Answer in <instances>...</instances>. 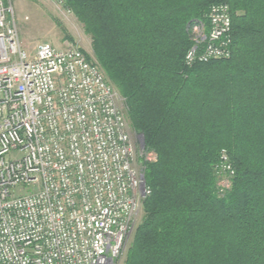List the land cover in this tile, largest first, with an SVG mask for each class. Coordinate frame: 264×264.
<instances>
[{"label": "trees", "instance_id": "trees-1", "mask_svg": "<svg viewBox=\"0 0 264 264\" xmlns=\"http://www.w3.org/2000/svg\"><path fill=\"white\" fill-rule=\"evenodd\" d=\"M231 15V57L187 67L189 27ZM124 102L150 194L123 264H264V0H68ZM88 59L89 56H87ZM234 169L218 190L219 152Z\"/></svg>", "mask_w": 264, "mask_h": 264}, {"label": "built area", "instance_id": "built-area-1", "mask_svg": "<svg viewBox=\"0 0 264 264\" xmlns=\"http://www.w3.org/2000/svg\"><path fill=\"white\" fill-rule=\"evenodd\" d=\"M7 1V0H6ZM0 0V264H116L150 194L124 102L80 48L26 53ZM53 1L64 8L68 0ZM191 67L231 57L227 4L189 27ZM89 56L90 59L87 58ZM218 190L234 169L222 149Z\"/></svg>", "mask_w": 264, "mask_h": 264}, {"label": "rangeland", "instance_id": "rangeland-1", "mask_svg": "<svg viewBox=\"0 0 264 264\" xmlns=\"http://www.w3.org/2000/svg\"><path fill=\"white\" fill-rule=\"evenodd\" d=\"M6 4L11 8L20 45L26 53H33L37 45L48 43L56 49H64L69 46L78 47L91 56L89 36L84 33L82 26L72 13L64 11L57 3L42 0H7ZM131 135L138 155L140 145L136 140L137 135L132 133ZM141 216L140 209L131 236L139 224ZM130 235L116 264L124 262L125 251L131 241Z\"/></svg>", "mask_w": 264, "mask_h": 264}, {"label": "water", "instance_id": "water-1", "mask_svg": "<svg viewBox=\"0 0 264 264\" xmlns=\"http://www.w3.org/2000/svg\"><path fill=\"white\" fill-rule=\"evenodd\" d=\"M140 138H141V143H142V146H143V138H142V136H140Z\"/></svg>", "mask_w": 264, "mask_h": 264}]
</instances>
